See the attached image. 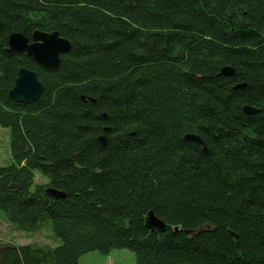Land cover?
<instances>
[{"label":"trees","instance_id":"obj_1","mask_svg":"<svg viewBox=\"0 0 264 264\" xmlns=\"http://www.w3.org/2000/svg\"><path fill=\"white\" fill-rule=\"evenodd\" d=\"M35 30L70 42L57 66L8 49ZM22 66L30 103L8 96ZM0 126V215L57 242L0 244V264H264V0H0Z\"/></svg>","mask_w":264,"mask_h":264},{"label":"water","instance_id":"obj_2","mask_svg":"<svg viewBox=\"0 0 264 264\" xmlns=\"http://www.w3.org/2000/svg\"><path fill=\"white\" fill-rule=\"evenodd\" d=\"M8 49L14 51H23L41 66L53 68L59 62V56L70 49V42L59 36L56 31L43 32L35 30L30 39L20 32H12L8 36ZM221 73L231 75L233 69L225 66L221 69ZM240 86V85H239ZM43 91V84L38 79L35 71L26 67H19L13 86L8 91V96L20 103H30L36 101ZM243 111L247 114L257 112V109L244 105ZM186 138L193 139L199 142V139L194 135H187ZM101 144H105V137L102 135L98 138ZM46 193L53 197H63L64 193L52 187L46 188ZM148 224L159 229H163V223L156 219L149 212Z\"/></svg>","mask_w":264,"mask_h":264},{"label":"rangeland","instance_id":"obj_3","mask_svg":"<svg viewBox=\"0 0 264 264\" xmlns=\"http://www.w3.org/2000/svg\"><path fill=\"white\" fill-rule=\"evenodd\" d=\"M11 161L10 144H9V129L0 126V166L5 165ZM38 171H35V181L42 182L44 179L40 176ZM1 214V211H0ZM13 243H54L47 228L42 229L35 235H29L23 231L14 230L11 226L2 219L0 215V244ZM79 264H135L134 253L126 248L112 249L108 254H103L98 251H90L83 254L79 258Z\"/></svg>","mask_w":264,"mask_h":264}]
</instances>
